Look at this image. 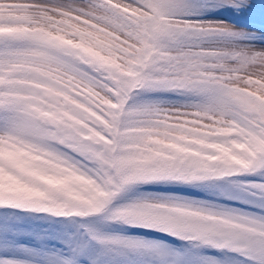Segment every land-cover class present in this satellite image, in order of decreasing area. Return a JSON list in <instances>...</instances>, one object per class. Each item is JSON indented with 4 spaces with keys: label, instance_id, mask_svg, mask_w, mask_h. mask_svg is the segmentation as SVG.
Segmentation results:
<instances>
[{
    "label": "snow or ice",
    "instance_id": "1",
    "mask_svg": "<svg viewBox=\"0 0 264 264\" xmlns=\"http://www.w3.org/2000/svg\"><path fill=\"white\" fill-rule=\"evenodd\" d=\"M255 7L0 0V264H264Z\"/></svg>",
    "mask_w": 264,
    "mask_h": 264
},
{
    "label": "rangeland",
    "instance_id": "2",
    "mask_svg": "<svg viewBox=\"0 0 264 264\" xmlns=\"http://www.w3.org/2000/svg\"><path fill=\"white\" fill-rule=\"evenodd\" d=\"M254 3L256 5V7L254 9V14H255V16L257 18V23L254 25V27L257 28V29H259L261 27V25L259 23V18L261 16V14L264 13V0H254ZM219 16L222 19H228L230 21H234L236 19L227 10L219 13Z\"/></svg>",
    "mask_w": 264,
    "mask_h": 264
}]
</instances>
